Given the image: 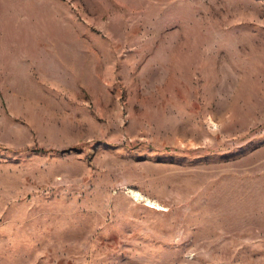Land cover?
<instances>
[{"label": "rangeland", "instance_id": "rangeland-1", "mask_svg": "<svg viewBox=\"0 0 264 264\" xmlns=\"http://www.w3.org/2000/svg\"><path fill=\"white\" fill-rule=\"evenodd\" d=\"M0 264H264V0H0Z\"/></svg>", "mask_w": 264, "mask_h": 264}]
</instances>
